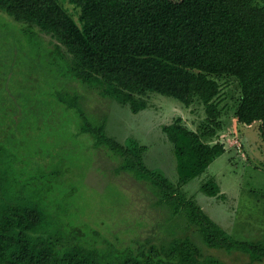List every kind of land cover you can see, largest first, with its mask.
Returning <instances> with one entry per match:
<instances>
[{
	"label": "trees",
	"instance_id": "1",
	"mask_svg": "<svg viewBox=\"0 0 264 264\" xmlns=\"http://www.w3.org/2000/svg\"><path fill=\"white\" fill-rule=\"evenodd\" d=\"M69 2L78 22L58 0H0V11L23 23L30 37L35 30L50 35L60 44L55 54L63 58L60 47L66 50L72 80L129 106L134 114L146 109L148 93L175 98L186 107L201 105L205 120L197 130L181 117L162 128L173 144L177 182L145 164L146 145L134 138L121 143L107 135L106 119L97 127L85 120L82 133H90L96 147L113 153L118 174L152 185L173 215L184 214L208 249L240 252L252 263L264 264V239H235L182 190L226 151L222 143H212L226 109L219 80L236 81L235 120L258 124L264 141V0ZM200 191L211 197L221 193L213 178L204 181ZM54 219L20 199L0 203V264H227L205 254L190 235L161 245L145 241L118 247L104 242L99 248L95 236L79 239L75 231L68 232L69 223L51 231ZM108 247L112 251L105 254Z\"/></svg>",
	"mask_w": 264,
	"mask_h": 264
},
{
	"label": "rangeland",
	"instance_id": "2",
	"mask_svg": "<svg viewBox=\"0 0 264 264\" xmlns=\"http://www.w3.org/2000/svg\"><path fill=\"white\" fill-rule=\"evenodd\" d=\"M58 1L78 22L69 0ZM25 28L0 11V203L20 199L23 204L40 206L55 218L51 231L69 223L68 232L75 231L79 239L95 236L99 248L104 242L118 247L145 241L161 245L190 235L205 254L227 264H263L252 263L240 252L208 249L184 214L173 215L160 203L152 185L127 173L118 174L119 161L113 153L96 147L90 133H82L85 120L97 127L106 119L107 135L121 143L134 138L146 145L145 164L177 182L173 144L162 128L181 117L186 126L197 130L205 120L201 105L186 107L175 98L148 93L146 109L134 114L129 106L72 80L65 48L60 47L62 58L55 54L60 45L55 39L38 30L31 31L30 37ZM219 82L221 105L226 109L222 129L212 143H222L226 151L182 190L187 198L194 196L206 214L235 239L261 240L264 141L258 124L246 126L235 120L236 81L223 78ZM209 178L220 186V195L211 197L200 191ZM104 251L109 254L112 249Z\"/></svg>",
	"mask_w": 264,
	"mask_h": 264
}]
</instances>
